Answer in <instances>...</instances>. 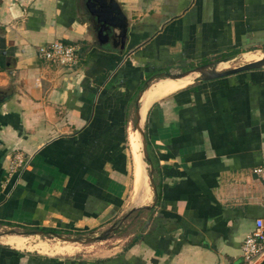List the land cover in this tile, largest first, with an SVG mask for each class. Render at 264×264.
Returning a JSON list of instances; mask_svg holds the SVG:
<instances>
[{
    "label": "crops",
    "instance_id": "crops-1",
    "mask_svg": "<svg viewBox=\"0 0 264 264\" xmlns=\"http://www.w3.org/2000/svg\"><path fill=\"white\" fill-rule=\"evenodd\" d=\"M116 2L128 22L121 53L94 43L82 0H0V227L25 237L134 228L80 254L3 234L0 264H240L242 238L264 219V179L252 172L264 155V65L146 102L150 202H133L130 136L163 73L264 53V0ZM55 39L78 46L71 69L36 56Z\"/></svg>",
    "mask_w": 264,
    "mask_h": 264
},
{
    "label": "water",
    "instance_id": "water-1",
    "mask_svg": "<svg viewBox=\"0 0 264 264\" xmlns=\"http://www.w3.org/2000/svg\"><path fill=\"white\" fill-rule=\"evenodd\" d=\"M82 7L85 10L86 14L89 16L91 27L93 30L94 43L97 45H107L118 53H121L124 50L126 37H127V26L128 22L125 14L120 8L116 0H82ZM234 56H226L220 59H216L210 62L199 64L192 67L191 69H186L180 72H165L161 78H171L177 79L185 76L190 72H196L198 75L194 78L195 80L209 81L217 78H221L230 74H235L241 71L256 69L264 65V54L258 59L244 62L240 65L226 68L223 70H216V65L218 62H226L233 58ZM3 97L0 96V103L2 102ZM135 121L133 128L138 130L140 134V150L142 154V161L147 159V153L145 148V140L142 132V128L139 125L138 112H136ZM149 170L147 173V180L152 188V191H155V186L152 183L151 172L152 166L149 164ZM146 208L149 207L145 206ZM114 229V225H110L108 228L103 230L99 235L89 237L88 241L101 240L111 233ZM12 234V233H5ZM53 237H56L59 240L67 242H78L83 243L85 240L78 239L69 236H62L56 233H52Z\"/></svg>",
    "mask_w": 264,
    "mask_h": 264
},
{
    "label": "bare ground",
    "instance_id": "bare-ground-1",
    "mask_svg": "<svg viewBox=\"0 0 264 264\" xmlns=\"http://www.w3.org/2000/svg\"><path fill=\"white\" fill-rule=\"evenodd\" d=\"M264 53L261 52H256L253 57L259 58L262 56ZM247 58V57H246ZM248 59V58H247ZM245 60V59H244ZM230 62V61H229ZM227 64V62H218L216 65V69L219 68L220 66ZM198 75L196 72H190L186 74L183 77L177 78V79H171V78H158L152 84H150L146 90H144L143 95L140 100V111L138 110V118H139V125H141V118L142 114L144 113L145 110V105L146 102L153 97L160 96L162 94H165L169 91L175 90L176 88L185 86L186 83L184 81H192L193 78H195ZM183 81V82H180ZM140 113V114H139ZM132 131L131 136H130V144H131V152L133 155V162H134V170H135V188H134V197H133V202H146L150 198V192L149 188L147 186V176H146V170H145V164L142 161V154L140 150V134L138 130L134 129ZM150 202V201H148ZM141 203V202H140ZM27 238L25 236L19 235V234H6L3 235L1 240L3 242H8L15 244L16 246L19 247H24L25 248H35L38 249L42 252L52 254L56 250H58L61 242H55L53 245L48 246L46 244V241L44 240H38L35 244L33 245H28L27 244ZM66 242V241H63ZM70 243V242H68ZM78 244V243H77ZM33 246V247H32ZM63 246V245H62ZM60 246V247H62ZM66 247V246H65ZM64 248V247H63Z\"/></svg>",
    "mask_w": 264,
    "mask_h": 264
},
{
    "label": "built area",
    "instance_id": "built-area-1",
    "mask_svg": "<svg viewBox=\"0 0 264 264\" xmlns=\"http://www.w3.org/2000/svg\"><path fill=\"white\" fill-rule=\"evenodd\" d=\"M78 46L64 43L61 40H51L36 47V56L48 63L71 69L77 62ZM20 162L19 158L8 164V171L15 168ZM252 172L259 178L264 179V155L262 162L252 168ZM264 205V195L262 197ZM240 264H257L264 257V219L256 217L253 220L252 229L244 235L240 243Z\"/></svg>",
    "mask_w": 264,
    "mask_h": 264
},
{
    "label": "rangeland",
    "instance_id": "rangeland-1",
    "mask_svg": "<svg viewBox=\"0 0 264 264\" xmlns=\"http://www.w3.org/2000/svg\"><path fill=\"white\" fill-rule=\"evenodd\" d=\"M251 51H256V50L255 49H251ZM226 62H227V65H224L221 69L237 66V65H240V64L244 63L245 61H243V59L240 56V54H236L233 58H231L230 60H228ZM192 67H194V66L191 64V65L184 66L181 69L175 68V69H172L170 71L171 72H180V71H183L184 69H188V68H192ZM131 128H132V123L129 126L128 131ZM144 163H145V170L148 171V164L146 162H144ZM124 224L125 225L123 226L121 221L116 222L115 223V229H113V231L110 234L109 238H111V237H122V236L125 235V233L130 232L134 228L133 223H132V219L130 220L129 223H125L124 222ZM22 232H23V230H17V229H14V228H1L0 227V235H3L5 233H12V234L14 233V234L22 235L23 234ZM99 234H100V232H96L95 234L92 233V232H80V233L79 232H77V233L73 232V233H70V234H58V235L74 237V238H78V239H82V240L84 239L85 241L83 243H78V242H75V241L74 242H70V243L63 242V241H60L59 239H57L56 237H53V235L46 234V233L42 234V235L36 234V235L30 236V237L27 238L26 241H27V244L30 245V246L35 244L38 240L46 241V244L48 246H51L56 241L57 242L59 241V242H61L60 246H62V245L63 246L62 247L59 246L58 250L54 254H61V253L68 252L70 250H77V251L73 252L72 254H74V253L80 254V253H84V252H86V250L92 248V246L94 244L100 245V244H103L104 242H106V239H104V240H96V241H88L89 237L97 236ZM30 249L33 250V251L41 252L40 250L35 249V248H30Z\"/></svg>",
    "mask_w": 264,
    "mask_h": 264
},
{
    "label": "trees",
    "instance_id": "trees-1",
    "mask_svg": "<svg viewBox=\"0 0 264 264\" xmlns=\"http://www.w3.org/2000/svg\"><path fill=\"white\" fill-rule=\"evenodd\" d=\"M144 87V85L143 86H141L139 89H142Z\"/></svg>",
    "mask_w": 264,
    "mask_h": 264
}]
</instances>
